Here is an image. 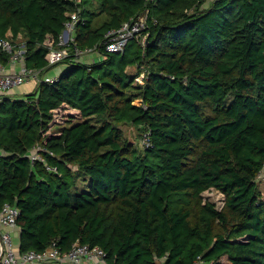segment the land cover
<instances>
[{
  "label": "trees",
  "instance_id": "16d2710c",
  "mask_svg": "<svg viewBox=\"0 0 264 264\" xmlns=\"http://www.w3.org/2000/svg\"><path fill=\"white\" fill-rule=\"evenodd\" d=\"M206 2L0 0V37H25L28 66L53 68L74 11L76 46L101 53L0 102V210H20L21 253L81 242L108 264H264V0ZM147 9L142 35L108 52L107 34ZM66 106L79 118L53 126ZM36 144L53 154L33 163Z\"/></svg>",
  "mask_w": 264,
  "mask_h": 264
},
{
  "label": "built area",
  "instance_id": "2783aa9c",
  "mask_svg": "<svg viewBox=\"0 0 264 264\" xmlns=\"http://www.w3.org/2000/svg\"><path fill=\"white\" fill-rule=\"evenodd\" d=\"M78 1V0H75ZM153 1V0H147ZM149 9L143 15L128 20L116 30H112L107 34L105 47L108 52L122 53L124 52L130 40L138 39L142 33L148 28ZM83 21L79 11L72 12L70 18L65 23V28L59 36V41L55 45L48 47L47 60L48 65H56L63 62L72 54L78 60L82 61L85 55L100 52L98 47H91L81 49L77 47L76 29L79 22ZM0 49L5 51L10 58V61L20 64L19 70L15 72H8L5 70L2 60L0 59V92L7 91L29 80H37L53 83L58 80V76L47 75L42 68H34L26 65V46L19 47L10 39L0 37ZM73 49V53L71 50ZM139 78V77H137ZM143 83V80H137ZM141 144L144 147L152 146V138L150 132L144 133ZM44 152L49 151L44 145L36 144L30 152L31 161H44ZM49 170H55L51 166H47ZM20 210L9 203H6L0 210V221L5 226H17V217ZM0 239L4 244V253L0 264H23L25 262L55 260L58 262H72L74 264H108L107 252L100 246H91L87 243L75 242L68 251H62L56 242H53L50 247L43 251L29 250L21 254L20 257L16 255L15 243L9 231L0 232Z\"/></svg>",
  "mask_w": 264,
  "mask_h": 264
},
{
  "label": "crops",
  "instance_id": "0c3cea01",
  "mask_svg": "<svg viewBox=\"0 0 264 264\" xmlns=\"http://www.w3.org/2000/svg\"><path fill=\"white\" fill-rule=\"evenodd\" d=\"M80 1V0H78ZM213 0H207V2L204 4V7H209V5L212 3ZM77 2V1H76ZM75 12V11H74ZM70 14L69 13V17L68 19L70 18ZM67 19V20H68ZM66 20V21H67ZM66 23V22H65ZM65 26V25H64ZM77 30V29H76ZM75 35H76V32H75ZM7 36L6 37L7 39H10L12 40L14 43H16L19 47H22L25 45L26 43V40H25V37L22 35V34H19L18 37L16 39H12L10 38L12 36V33L11 31H9L7 33ZM2 38V37H1ZM5 38V39H6ZM5 52V51H4ZM6 53V52H5ZM7 54V53H6ZM8 55V54H7ZM47 56V55H46ZM9 57V56H8ZM47 58V57H46ZM101 58V53L100 52H97V53H93V54H89V55H85L83 58H82V61H86L88 63H93L95 61H98L100 60ZM3 62V61H2ZM3 65H4V68L6 71L8 72H15L17 70H19L20 68V64H18L17 62L14 63L12 61H10V58H8V60L6 62H3ZM27 65V63H26ZM67 65L66 64H63V63H59L57 65H54L53 68H50L47 72V75H53V76H58L60 75L64 69H66ZM52 72V73H51ZM46 73V72H44ZM39 87V82L37 80H29L27 82H24L16 87H13L7 91H1L0 92V102L3 100V99H10V100H15V99H27V96L29 94H32V93H35L37 91ZM65 108V109H64ZM64 109V113H70L72 115L75 116V118H79L80 114H79V111L75 108H70L68 106L66 107H61L59 108L57 111H61ZM56 111V112H57ZM69 111V112H68ZM55 112V114H56ZM69 114V115H70ZM73 119L72 118H65L64 121H63V124L65 125L69 120ZM74 121V120H73ZM54 125H58L60 126V124H55L53 122V126ZM6 231H9L13 237V240H14V243H15V252H16V255L18 257L21 256V251H20V241H21V231L20 229L16 226V227H12V226H5L1 223L0 221V232H6ZM3 253H4V250H3V243L2 241L0 240V263H1V260H2V257H3ZM23 264H74L72 262H58V261H55V260H44V261H33V262H25Z\"/></svg>",
  "mask_w": 264,
  "mask_h": 264
},
{
  "label": "rangeland",
  "instance_id": "374dc122",
  "mask_svg": "<svg viewBox=\"0 0 264 264\" xmlns=\"http://www.w3.org/2000/svg\"><path fill=\"white\" fill-rule=\"evenodd\" d=\"M136 80H144V74H141L139 76V78H136ZM64 109L61 110L60 112L57 111L56 114L54 115V121L53 122L55 124L56 123L57 124H63V121L65 118L68 119V118H72L74 116L70 113H64L65 112ZM71 123L72 122H70L69 124H71ZM124 129H125V132L128 135V138L131 142H133V143L139 142V139L137 138V135H136L138 131L133 126L127 125V126H124ZM259 179L261 180L260 181L261 187L264 190V173L261 174ZM204 198L208 201L214 202L218 208H221V206L223 205V202H224V195L215 189L210 190V191H206L204 193Z\"/></svg>",
  "mask_w": 264,
  "mask_h": 264
},
{
  "label": "water",
  "instance_id": "95a60500",
  "mask_svg": "<svg viewBox=\"0 0 264 264\" xmlns=\"http://www.w3.org/2000/svg\"><path fill=\"white\" fill-rule=\"evenodd\" d=\"M1 240V239H0ZM2 241V240H1ZM2 243H3V241H2ZM3 250H4V244H3Z\"/></svg>",
  "mask_w": 264,
  "mask_h": 264
}]
</instances>
